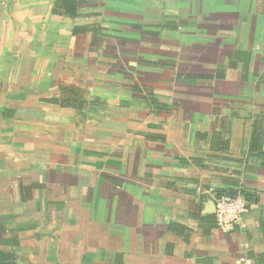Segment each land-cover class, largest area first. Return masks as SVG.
<instances>
[{
    "label": "crops",
    "instance_id": "crops-1",
    "mask_svg": "<svg viewBox=\"0 0 264 264\" xmlns=\"http://www.w3.org/2000/svg\"><path fill=\"white\" fill-rule=\"evenodd\" d=\"M77 1L0 0V264H264V0Z\"/></svg>",
    "mask_w": 264,
    "mask_h": 264
},
{
    "label": "built area",
    "instance_id": "built-area-1",
    "mask_svg": "<svg viewBox=\"0 0 264 264\" xmlns=\"http://www.w3.org/2000/svg\"><path fill=\"white\" fill-rule=\"evenodd\" d=\"M255 198L254 193L242 184L215 192L213 213L217 226L226 231L242 228L244 217L251 209ZM243 264L255 263L252 259H246Z\"/></svg>",
    "mask_w": 264,
    "mask_h": 264
},
{
    "label": "trees",
    "instance_id": "trees-1",
    "mask_svg": "<svg viewBox=\"0 0 264 264\" xmlns=\"http://www.w3.org/2000/svg\"><path fill=\"white\" fill-rule=\"evenodd\" d=\"M77 0H65L63 2L62 7H64V10H60L57 6V3L53 7V13L59 14V15H68V16H74L76 13L75 12H70L69 9H74L75 5L77 4Z\"/></svg>",
    "mask_w": 264,
    "mask_h": 264
}]
</instances>
